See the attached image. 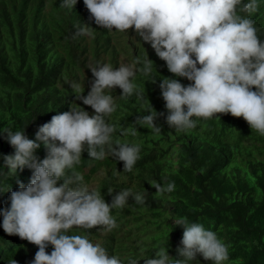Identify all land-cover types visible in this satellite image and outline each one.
<instances>
[{"label": "clouds", "instance_id": "obj_1", "mask_svg": "<svg viewBox=\"0 0 264 264\" xmlns=\"http://www.w3.org/2000/svg\"><path fill=\"white\" fill-rule=\"evenodd\" d=\"M76 3L77 0H61L60 7L73 9ZM79 3L86 6L90 20L100 27L101 40L111 53L100 56L103 64L90 68L93 80L86 96L78 83L70 85L80 93L76 100L90 106L94 115L81 106L70 107L40 126L35 140L26 136L25 129L6 131L15 153L3 156V166L15 171L26 167L32 175L27 186L18 182L19 188L10 191V206L0 210V216L6 234L37 246L30 264H122L100 243L72 230L97 228L110 232L118 226L112 209L123 208L129 197L144 204V196L125 189L112 195L110 204L106 203L99 191L89 189L75 166L81 163L84 151L94 160H103L110 152L116 160L123 161L124 172L133 170L140 158V146L119 141L113 146L116 129L105 117L116 110V105L105 89L118 86L121 97L131 96L136 90L132 80L150 74L152 60H160L157 65L163 64L162 70L167 67L175 77L191 82L185 86L178 79H160L167 110L165 119L170 128L185 132L197 126L193 117L211 119L216 114H231L242 117L252 130L264 136V22L254 20L258 17L253 14L259 7L257 0ZM91 29L82 24L73 38L91 35ZM104 30L108 31L107 37L103 36ZM136 94L144 98L139 92ZM147 113L138 115L134 127L121 134L130 131L135 136L136 125L161 133L155 120L164 113H157L152 106ZM41 144L46 149L43 159L36 155ZM150 185L158 195L171 193L175 187L174 183L161 186L155 180ZM175 224L183 228L176 249L178 258L171 257L166 246L154 250L155 258H143L144 264H189L197 261V254L211 264H223L228 259L229 246L215 232L200 223H190L187 217L175 220ZM49 245L53 248L50 254L46 251ZM139 261L130 259L128 264ZM8 264L18 262L10 259Z\"/></svg>", "mask_w": 264, "mask_h": 264}, {"label": "trees", "instance_id": "obj_2", "mask_svg": "<svg viewBox=\"0 0 264 264\" xmlns=\"http://www.w3.org/2000/svg\"><path fill=\"white\" fill-rule=\"evenodd\" d=\"M60 1L0 0V19H4L0 20V190H4L0 192V210L10 206L8 196L10 191L19 188L18 182L27 186L32 175L26 167L15 171L3 166V156L15 153L7 141L6 131L25 129L26 136L35 140L40 126L52 116L69 111L70 107L81 106L94 115L90 106L76 100L75 96L80 93L70 85L78 83L80 92L84 91L86 96L93 80L90 68L103 64L100 56L111 53L101 40L100 27L90 20L86 6L77 0L73 9L62 8ZM257 2L258 10L253 14L258 17L254 20L264 22V0ZM82 24L92 27V34L73 38L76 27ZM107 33L104 30L103 36L107 37ZM261 35L264 42V31ZM152 61L150 74L132 80L136 90L131 96L121 97L118 86L105 89V94L113 96L114 102L119 101L115 103L116 110L105 117L116 129L112 135L113 146L116 141L140 146V158L133 170L124 172L123 161L116 160L110 152L103 160H94L84 151L81 163L75 166L89 189L99 191L106 203L110 204L112 195L125 188L143 195L145 203L137 204L129 197L123 208L112 209L111 215L118 226L110 232L74 228L72 233L87 235L93 243H100L109 255L119 257L122 264H128L130 259L144 264L142 259L146 256L155 258L153 242L157 249L167 246L168 254L178 258L176 249L180 246L183 228L175 220L187 217L190 223H200L206 230L215 232L229 246V257L223 264H264V136L252 130L242 117L231 114H216L218 117L211 119L193 117L197 126L185 132L170 128L160 95V79H178L185 86L191 82L175 77L167 67L162 70L163 64L157 65L160 60ZM153 80L156 82L152 83ZM137 92L144 98H137ZM151 106L157 113H164L155 120L161 133L136 125L135 136L130 131L127 135L121 134L122 130L134 127L132 124L138 115L149 114ZM36 155L40 159L46 156L43 144ZM153 180L161 186L174 183V190L158 195L150 185ZM2 221L0 216V264H8L10 259L18 264H30L37 246L17 235L6 234ZM149 229L152 236L145 238ZM133 236L131 243L135 246H127ZM52 250L51 245L46 249L49 254ZM196 260L189 264H211L199 254Z\"/></svg>", "mask_w": 264, "mask_h": 264}, {"label": "bare ground", "instance_id": "obj_3", "mask_svg": "<svg viewBox=\"0 0 264 264\" xmlns=\"http://www.w3.org/2000/svg\"><path fill=\"white\" fill-rule=\"evenodd\" d=\"M12 4V3H11ZM9 6V5H8ZM262 10V9H261ZM3 12V11H2ZM80 14V13H79ZM264 16V15H263ZM5 17V16H4ZM259 17H261V16H259ZM8 18V17H7ZM1 19H3V18H1ZM0 19V20H1ZM4 20V19H3ZM8 20V19H7ZM6 21V20H5ZM256 21V20H255ZM4 23V22H3ZM257 23V22H256ZM7 24H9L8 22H7ZM94 24V23H93ZM9 25H11V24H9ZM88 25V24H87ZM9 27V26H8ZM10 28V27H9ZM77 28V27H76ZM75 30V29H74ZM259 30V29H258ZM8 32V31H7ZM11 32V31H10ZM3 35V34H2ZM78 37V36H77ZM91 43V42H90ZM90 46H91V44H89ZM97 45V44H96ZM89 47V46H88ZM29 51V50H28ZM36 51V50H35ZM37 53V52H36ZM33 56V55H32ZM73 56V55H72ZM111 56V55H110ZM40 60V59H39ZM35 61V60H34ZM20 67V66H19ZM155 68V67H154ZM146 76V75H145ZM154 77V76H153ZM23 78V77H22ZM152 78V77H151ZM155 78V77H154ZM148 80V79H147ZM28 81V80H27ZM142 81V80H141ZM149 81V80H148ZM135 84V83H134ZM142 84V83H141ZM158 84V83H157ZM144 85V84H143ZM157 86V85H156ZM71 89V88H70ZM111 91V90H110ZM142 91V90H141ZM150 91V90H149ZM145 92V91H144ZM158 93V92H157ZM161 95V94H160ZM120 97V96H119ZM138 98V97H137ZM148 98V97H147ZM123 99V98H122ZM126 100V99H125ZM128 100V99H127ZM151 100V99H150ZM154 100V99H153ZM145 101V100H144ZM116 102H119V101H116ZM115 102V103H116ZM121 102H123V101H121ZM120 102V103H121ZM127 103V102H126ZM116 105V104H115ZM129 108V107H128ZM131 110H132V108H131ZM124 111V110H123ZM120 112V111H119ZM133 112V111H132ZM123 113V112H122ZM129 115V114H128ZM190 135V134H189ZM193 135V134H192ZM192 138V137H191ZM193 138L195 139V137L193 136ZM197 139V138H196ZM200 139V138H199ZM249 139V138H248ZM202 140V139H201ZM200 141V140H199ZM249 141V140H248ZM214 143V142H213ZM208 144V143H207ZM216 144V143H215ZM198 145V144H197ZM200 145V144H199ZM254 145V144H253ZM208 146H210V145H208ZM215 146V145H214ZM198 147V146H197ZM232 147V146H231ZM237 147H239V145L237 146ZM213 148V147H212ZM216 148V147H215ZM218 148V147H217ZM240 148V147H239ZM261 148V147H260ZM203 149H205V148H203ZM202 149V150H203ZM247 148L245 147L244 148V150H246ZM201 150V149H200ZM206 150H209L208 148L206 149ZM204 151V150H203ZM86 152V151H85ZM201 152V151H200ZM200 152H199V154H200ZM247 152V151H246ZM249 152V151H248ZM206 153H208V152H206ZM185 154V153H184ZM236 154V153H235ZM218 155H219V153H218ZM252 156V155H251ZM109 157V156H108ZM202 158V157H201ZM257 158V157H256ZM152 160V159H151ZM243 160V159H242ZM153 161V160H152ZM156 161V160H155ZM186 161V160H185ZM197 161V160H196ZM203 161V160H202ZM207 161V160H206ZM210 161V160H209ZM184 162V161H183ZM243 162V161H242ZM241 163V162H240ZM260 165V164H259ZM245 166V165H244ZM243 168V167H242ZM87 169V168H86ZM239 169V168H238ZM244 169V168H243ZM112 170V169H111ZM206 170H207V168H206ZM253 170V169H252ZM188 171V170H187ZM243 172H244V170H243ZM80 173V172H79ZM86 173V172H85ZM236 173V172H235ZM241 173V172H240ZM251 173V172H250ZM83 174H84V172H83ZM86 175V174H85ZM204 175V174H203ZM233 175V174H232ZM94 176V175H93ZM231 176V175H230ZM246 176V175H245ZM108 177V176H107ZM224 177V176H223ZM232 177V176H231ZM242 177V176H241ZM240 176H239V178H241ZM194 178V177H193ZM229 179V178H228ZM244 179V178H243ZM103 181V180H102ZM234 181V180H233ZM245 181V180H244ZM185 183V182H184ZM227 183V182H226ZM238 183V182H237ZM228 184V183H227ZM238 185V184H237ZM119 186V185H118ZM236 186V185H235ZM245 186V185H244ZM243 186V187H244ZM226 187V186H225ZM178 188H180V187H178ZM227 188V187H226ZM126 189V188H125ZM224 189V188H223ZM234 189V188H233ZM246 189V188H245ZM196 191V190H195ZM221 191H223V190H221ZM220 191V192H221ZM192 193V192H191ZM200 193V192H199ZM219 193V192H218ZM230 193H231V191H230ZM238 193V192H237ZM260 193V192H259ZM233 194V193H232ZM241 194V193H240ZM246 194H247V192H246ZM220 195V194H219ZM246 196V195H245ZM250 196H251V194H250ZM260 196V195H259ZM220 197V196H219ZM232 197V196H231ZM214 198V197H213ZM259 198V197H258ZM226 199V198H225ZM224 199V200H225ZM216 200V199H215ZM229 201V200H228ZM232 201V200H231ZM257 201V200H256ZM7 202V201H6ZM226 202V201H225ZM235 202V201H234ZM258 202V201H257ZM238 203V202H237ZM231 204V203H230ZM233 204V203H232ZM240 207V206H239ZM260 208V207H259ZM232 210V209H231ZM261 210V209H260ZM240 217V216H239ZM170 219V218H169ZM166 225V224H165ZM95 231V230H94ZM162 232V231H161ZM263 234V233H262ZM159 235V234H158ZM152 236V235H151ZM155 236H157V235H155ZM12 238V237H11ZM151 238V237H150ZM123 239V238H122ZM137 239V238H136ZM130 241V240H129ZM122 244V243H121ZM33 246V245H32ZM29 247V246H28ZM120 249V248H119ZM31 250V249H30ZM28 251V250H27ZM26 254V253H25ZM30 254V253H29ZM119 254V253H118ZM117 254V255H118Z\"/></svg>", "mask_w": 264, "mask_h": 264}, {"label": "rangeland", "instance_id": "obj_4", "mask_svg": "<svg viewBox=\"0 0 264 264\" xmlns=\"http://www.w3.org/2000/svg\"><path fill=\"white\" fill-rule=\"evenodd\" d=\"M156 232H157V231H156ZM156 232H155V233H156ZM155 233H154V235H156ZM89 234H90V233H89ZM150 234H151V230L149 229V230H147L146 233H145V238H146L148 235H150ZM138 235H139V233H138ZM150 237H151V235H150ZM133 238H135V236H133V237L130 239V241H129V240L127 241V243H126L127 246H135L134 244L131 243L132 240H133ZM144 241L147 242L146 239H144ZM154 245H155V243L153 242V244H151V248H152V250H157V248H156Z\"/></svg>", "mask_w": 264, "mask_h": 264}]
</instances>
